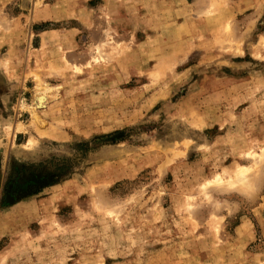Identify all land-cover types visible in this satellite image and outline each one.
Returning a JSON list of instances; mask_svg holds the SVG:
<instances>
[{
    "label": "rangeland",
    "instance_id": "374dc122",
    "mask_svg": "<svg viewBox=\"0 0 264 264\" xmlns=\"http://www.w3.org/2000/svg\"><path fill=\"white\" fill-rule=\"evenodd\" d=\"M0 264H264V0H0Z\"/></svg>",
    "mask_w": 264,
    "mask_h": 264
}]
</instances>
